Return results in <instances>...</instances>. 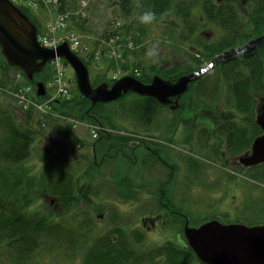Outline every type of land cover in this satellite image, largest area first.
<instances>
[{
  "label": "rangeland",
  "instance_id": "rangeland-1",
  "mask_svg": "<svg viewBox=\"0 0 264 264\" xmlns=\"http://www.w3.org/2000/svg\"><path fill=\"white\" fill-rule=\"evenodd\" d=\"M15 1L34 20L38 30L52 33L51 22L60 21L63 26L78 33L83 42L78 54L87 63L93 83L99 77L113 83L125 74L154 76L161 75L167 68L169 72L176 73L183 68H194L197 64L205 66L212 58L203 54L201 43L216 42L223 36L214 37V28L204 23L198 25L195 33L187 38L186 34L183 35L185 27H180L184 18L180 19L177 10L155 15V20L150 24L138 21L142 24L139 27L142 29L141 33L138 27L128 32L124 25L129 22L116 12L114 5L104 0ZM178 3L179 0H174L176 9L180 7ZM220 4L235 6L241 18V26H253L252 21L249 23V12L253 9L251 0H222ZM78 22L87 25L86 31L81 30ZM117 26L119 30L115 33L116 37L108 34L102 36L103 32L115 30ZM220 34L223 33L220 31ZM235 41L238 44L242 39ZM246 42H240L234 47ZM194 50L201 54H195ZM124 51L129 52V63L125 62ZM0 52L2 53L1 49ZM191 55H196L197 62L192 63ZM112 58L115 60L113 65ZM65 61L60 60V66L65 69L64 80L69 86V94L55 98L53 96L57 91L52 77L56 71V62L48 64L45 70L42 69L34 73L33 78H29L17 68L9 66L0 54V143L6 132L11 134L8 120L21 128L28 123L37 130L31 154L22 164H14L16 172L26 174L21 181L23 185L16 188L17 192L12 186H8L10 188L7 195L0 188V211L2 199H5V204L11 207L10 212L22 213L27 218L31 216L35 221L44 218L47 224L44 225L45 231L41 230L39 237L35 236V241H39V244L24 257H20V254L23 255L22 246L25 244L18 240L9 242L3 236L4 239L0 240V264H134L133 261H123L125 254L131 256L136 253L133 250L137 248L136 244L149 247L147 244L171 242L178 232L179 227L172 218L171 224H164L162 228H152L151 221L146 224L143 222L142 217L157 213L163 204L165 210L169 204L179 213L185 214L193 225L213 217H220L224 222L230 218L242 217L243 221L255 218L250 212L237 211L236 207L243 204L240 209H245L246 204L261 201L259 196L264 191V181L261 180L264 178L256 180L251 176V179L241 181L243 178L239 174L246 172L241 168L232 169L223 160L226 157L223 156L226 146L218 135L219 130L235 123L241 113H238L240 108L238 109L230 82L218 75L215 66L190 84L192 89L189 87L182 94L177 107L171 109L161 104L153 122L144 123L143 119L136 117L135 110L131 109L127 110L128 113L120 112L119 116L113 117L112 123L105 120V126L111 125L109 127L112 128L110 135L121 138L112 148L106 147L105 150L100 146L106 142V137L99 139L100 135L98 140L92 136L93 121L77 113L65 115L53 107L56 100L82 94L74 69ZM40 80H44L46 87L48 86L49 93L44 97L50 100L49 107L38 108L32 102L27 104L19 101L17 93L21 86L35 84ZM37 96L33 93L34 98ZM138 100L133 95L125 96L116 101L118 104L115 109L120 111L123 105L136 104ZM260 102L261 99L252 110L245 109L242 112L239 126L247 127L246 134L249 137L260 130L259 125L255 124ZM29 113L31 115L27 121L25 118ZM168 129L170 132L166 131ZM100 132L105 135L107 133L106 130ZM95 141L98 143L97 161L93 157L92 142ZM227 151L230 154L228 149ZM236 151V147L231 149V152ZM232 162L233 160L229 163ZM9 164L13 165L0 159V171L2 168L6 170ZM57 167L63 174L80 176L83 180L80 183H90V198L67 206L66 198H61L53 186L49 189L40 186L42 181L45 184L51 182L47 169L55 170ZM27 174L33 176L32 183ZM0 186L3 185L0 183ZM161 189L166 192L164 197H161ZM26 194L30 198L28 203L20 205ZM259 206L260 202L257 204ZM173 214L170 212L171 216ZM137 227L144 229V233L140 234ZM115 232H120L119 237L123 238L120 244L123 245L124 253L118 256L122 260L110 257H106V260L98 252L102 248V240H97L104 236H115ZM1 236L0 233V239ZM87 253L89 259L86 258ZM116 260L118 261L115 263Z\"/></svg>",
  "mask_w": 264,
  "mask_h": 264
},
{
  "label": "trees",
  "instance_id": "trees-1",
  "mask_svg": "<svg viewBox=\"0 0 264 264\" xmlns=\"http://www.w3.org/2000/svg\"><path fill=\"white\" fill-rule=\"evenodd\" d=\"M98 1H103V0H98ZM104 1L109 2L110 5H114L113 7L117 10L116 12L122 18L126 19L129 22L126 25H124L126 26V30H128V32L137 29V27L139 28L142 26V24L138 23V16L142 11L149 9L153 11L156 16L164 15L170 11L177 10V12L180 15V19L182 20L184 18L183 24L180 26L181 24L180 22L179 26L185 27L183 35L186 34L187 38H189L191 34L195 33L198 25H203L204 23H206L205 25H209L210 27L214 28L213 30L214 37L218 35L220 37L223 35L216 42L201 43L200 45L201 51L203 52V54L207 56H211V58H214L217 54L222 53L226 49L237 46L240 42L248 41L251 38L256 37L264 32V0H251L253 9L250 10L249 12V23L252 21L253 26L250 25L249 27L241 26L242 25L241 18L237 10L234 8L235 6L233 7L222 6L220 4V1L222 0H179L178 5H180V7L178 6L177 9H176V5H174V0H104ZM137 2H139V4L141 5L140 7L136 6ZM77 24L79 25L81 30L86 31L87 25L79 22ZM117 27L118 28L115 30L111 29L108 32L107 31L103 32L102 36H106L108 34L111 35L112 37H116L117 35L115 33H117V30H119V26ZM141 31L142 29L139 28V32ZM220 31L223 34H220ZM137 36L141 38L140 35ZM236 39H242V41L236 44L235 43ZM194 53L201 54L200 51H196V50H194ZM0 54L6 59V57L2 55L1 52ZM123 55L126 57L125 62L128 61L129 63L128 60L129 52L124 51ZM238 56L239 55H234L229 58V61L224 60L223 62H220L214 66H215V70H218L219 72L218 75L225 77L226 80L230 82V85L233 89L235 100L238 103L237 104L238 109L240 108L238 113L242 114L243 110L249 109L250 111L253 109L254 106H257V104L261 99V96L264 95V42L259 46L257 50L252 51L249 55L246 56L242 55L240 57ZM191 60L192 63L197 62L196 55H191ZM114 62L115 60L112 58L111 64L113 65ZM66 63L68 64L67 61ZM7 64L9 66L17 68L19 71H21V73L24 76H26L24 70L21 67L16 65H11L9 63ZM200 67L202 66L197 64V66L194 68L191 69L183 68L176 73H173L171 71L169 72V68H167V70H163L162 72L163 75L162 74L161 75L163 77L171 79L178 76V74L180 75L182 73L191 72ZM161 71L162 70H160V72ZM46 73L48 77L51 76L48 73V71H46ZM134 75L144 82H150L153 77L151 75L142 76L143 74L142 75L134 74ZM96 81L97 82L93 83V85H98L102 82H105V79L103 77H99L98 80ZM190 89H192V87H190ZM129 95L131 96L133 95L139 99L136 102V104L134 103L128 105L125 104L121 107L120 111L119 109H115V105L118 104L116 101H120L125 96H129ZM79 96L81 98H79ZM108 106H110V108H108ZM160 106L161 103L155 97L142 95L133 91H131L130 94L127 95L123 94L122 97L117 100L107 101V102H96L95 104H92L91 100L82 94L78 96H74L69 99H63L59 101L56 100L55 103H53L54 109L59 110L61 113L65 115H74L77 113L79 116L87 118L90 121H98L103 123L104 125H106V123H104L105 120L108 122L110 121L109 123H112L111 119L113 117L119 116L120 112L122 114L128 113L127 110L130 109L135 110L136 117L143 119L144 123H150L153 120L157 112V109ZM30 115L31 113H29L25 118L27 121H28L27 118H29ZM250 115L251 117H253L252 114ZM7 123H9L11 134L9 132L8 133L6 132V136L1 137V143H0V159H4L8 163H13V165L9 164V167L6 170L2 168V171H0V183L3 185L0 186V188L2 189L3 192H5L6 195L8 194V189L10 188L8 186H12V189L15 192H17L16 188L18 186L22 187L23 183L21 181L26 176V174L20 175L18 172H16L15 171L16 167L14 164H19V165L22 164L24 160L31 154L33 140L37 135L36 134L37 130L28 123L23 124L22 128L19 126H15V124L11 122V120H8ZM111 133L112 132L108 131L106 135L102 134L104 135L103 137H106L104 138L106 142L102 144L100 148L104 147L105 150H107V148L110 149L114 146L115 142H118L119 139H121V138H117V136L112 137V135H110ZM97 141L92 142V145L94 146L93 157L95 161H97L95 156H98ZM240 149L241 147H239L237 151H239ZM0 167H2V165H0ZM60 170L61 169L59 167H57L55 170L47 169L46 173L50 174L51 182L45 184L42 181L40 186L42 185V187H47L48 189L51 186H53L55 188V192L59 194L61 198H66L65 205L67 206H71L72 204H79L84 198L87 199L90 198V194H91L90 183H86V182L80 183L81 181H83L81 180L80 176L73 177L72 174L70 173L63 174ZM86 175H87L86 177L84 176L85 178L88 177V174ZM27 177L30 183H32L33 176H31V174H27ZM79 183L80 185L78 186ZM11 194L13 195L14 193L12 192ZM27 196H25L24 201L20 205L24 206L25 204L28 203L30 198L29 196L28 197ZM3 197L7 198L5 196ZM1 203H2V209L0 211V233L2 234V236L0 240H3L4 237H6L9 239V242L18 240L23 244H25L24 246H22L23 255L20 254V257H24L27 255V253H31L32 250H34L36 246L39 244V241L37 242L35 241V236L39 237L38 234L40 233V231L41 230L45 231L44 225L45 226L47 225L46 221L44 220V218L41 219L39 218L38 220L35 221L32 220L31 216L27 218V217H23L22 213L10 212L9 210L11 207L8 204H5V199H2ZM120 229L118 231H120ZM115 234L116 232L114 233V235ZM120 234L121 233L119 232L115 236L112 237L110 235L104 236L103 238L104 240L103 239L97 240V242L102 240L100 242L102 248L99 249L97 247V249L100 250L98 251L99 254L102 255L105 259L106 257H110L113 260L115 259L122 260V258L118 256L121 255V253H124V250L117 248V247H121L120 242L121 239L123 240L122 236L119 237ZM122 235L124 234L122 233ZM55 239H57V236L55 237ZM171 242H167V243H171ZM86 258L89 259L88 253L86 255ZM125 258H126V254L124 256V260H126ZM117 261L118 260L114 262L116 263ZM88 264H101V263L97 262V263H88Z\"/></svg>",
  "mask_w": 264,
  "mask_h": 264
},
{
  "label": "water",
  "instance_id": "water-1",
  "mask_svg": "<svg viewBox=\"0 0 264 264\" xmlns=\"http://www.w3.org/2000/svg\"><path fill=\"white\" fill-rule=\"evenodd\" d=\"M264 42V32L245 44L231 47L217 54L207 65L176 79L155 74L150 82L127 74L113 83L107 81L93 85L87 63L75 53L68 42L56 48L43 46L37 37V26L13 0H0V46L11 65L21 67L29 78L41 71L49 60L64 57L75 71L80 92L92 104L113 101L128 91L154 96L162 104L179 105L178 99L216 63L234 55L248 54ZM38 95L46 92L43 81L36 83ZM174 97L176 99H174ZM257 122L263 132L252 144L250 153L241 156L242 162L253 165L264 161V96L261 97ZM188 242L197 255L213 264H264V223L249 225L242 222H223L217 218L203 221L198 226L186 225Z\"/></svg>",
  "mask_w": 264,
  "mask_h": 264
},
{
  "label": "flooded vegetation",
  "instance_id": "flooded-vegetation-1",
  "mask_svg": "<svg viewBox=\"0 0 264 264\" xmlns=\"http://www.w3.org/2000/svg\"><path fill=\"white\" fill-rule=\"evenodd\" d=\"M24 13L28 15L27 12L24 11ZM30 19L33 20L32 18ZM163 105L169 106L171 107V109H174L171 106L172 105L171 103L163 104ZM241 117H242V114H240V116L235 120V123L231 125L230 124L225 125L223 129L219 130V133L223 134L224 136L220 135L217 131L220 138H222L225 141L224 143H225L226 148H225V151L223 152V156H226V157L223 160L232 169L241 168L244 172H246L241 175L239 174V176L243 178L241 181H246V179H251V176H254L256 180L263 179L264 178V161L257 163V164L248 165L242 162L240 158L241 156L246 155V153L251 152L253 141L258 135H260L261 129L255 135H251L249 137V134H246L247 127L240 128L241 126H239ZM177 119L179 118L177 117ZM153 121L154 120H152V122ZM255 122H256L255 124H258L256 120ZM166 131L170 132L169 129ZM232 135H235V137ZM102 137L103 135H101L99 139H101ZM233 147H236L237 149L241 147V149L236 152H231V149ZM121 149L123 150V148ZM227 149L229 150L230 154L228 153ZM232 160L233 162L229 163ZM236 165L239 167H235ZM261 181H264V180H261ZM161 191L163 192L162 189ZM261 192H262V195L259 196V198L261 197V201H259L260 202L259 207H257V204L259 202L252 203V204H246L244 206L245 209H240L243 206V204H239L238 207H236L237 211L250 212L255 218H253L252 220H250L249 218H246V220L244 221H243L244 218L242 217L230 218L229 220H227V222H242V223H246L249 225L263 224L264 223V218H263L264 217V191L262 190ZM165 193L163 192L161 197H164ZM255 197L257 198L258 196H255ZM163 205L159 207V210L157 213L146 214L145 217H142V220L145 224L148 221H151V223L153 224L152 228L158 227V226L162 228L165 226L164 224H171V218H172L175 225L179 227L178 232L174 234L175 238L173 239L174 241L172 240L173 243H159V245L157 243L147 244L148 246L150 245L149 247H144L145 244H136L135 246L137 248L133 249L136 251V253H134V255H131V256L126 254V258H125L126 260L123 262L129 263L130 261H133L134 264H145V263H148V264H212V263L202 260L197 255L192 245L188 242V238H187L186 231H185L186 225L198 226L199 224L198 225L190 224L189 219L187 216H185V214L179 213L180 211L176 210L170 205H167L166 207L167 209L165 210V207ZM180 206L183 208V205H180ZM170 212L174 213L173 216L170 215ZM213 218L220 219V217H213ZM137 228L140 234L144 233V229H141L139 227ZM117 248H120L123 250V245ZM151 250L153 251L151 252ZM165 261L166 263H164Z\"/></svg>",
  "mask_w": 264,
  "mask_h": 264
},
{
  "label": "built area",
  "instance_id": "built-area-1",
  "mask_svg": "<svg viewBox=\"0 0 264 264\" xmlns=\"http://www.w3.org/2000/svg\"><path fill=\"white\" fill-rule=\"evenodd\" d=\"M63 23L60 21L51 22V30L52 33H41L39 35L40 42L48 47H55L61 41L68 40L73 49H79L82 46V41L79 35L74 31H67L65 34L61 35L57 33V30H61L64 28ZM60 58L54 59L52 62H56L55 73H54V85L56 87L57 94L53 97H60L69 94V86H67V82L64 80L65 69L60 66ZM17 97L20 98L19 101H23L24 103L29 104L30 102L34 103L38 108L49 107L50 100L47 99L44 102H39L36 98L33 97V89L31 85L21 86L20 92L17 93ZM18 98V99H19ZM49 111V110H46ZM103 127L100 124L91 125L92 135L97 137Z\"/></svg>",
  "mask_w": 264,
  "mask_h": 264
},
{
  "label": "clouds",
  "instance_id": "clouds-1",
  "mask_svg": "<svg viewBox=\"0 0 264 264\" xmlns=\"http://www.w3.org/2000/svg\"><path fill=\"white\" fill-rule=\"evenodd\" d=\"M137 7H140L141 5L139 2H137ZM155 20V13L153 11L149 10H144L142 11L139 16H138V21L142 24H150Z\"/></svg>",
  "mask_w": 264,
  "mask_h": 264
},
{
  "label": "bare ground",
  "instance_id": "bare-ground-1",
  "mask_svg": "<svg viewBox=\"0 0 264 264\" xmlns=\"http://www.w3.org/2000/svg\"><path fill=\"white\" fill-rule=\"evenodd\" d=\"M37 37H38V33H37ZM1 50H2V47H1ZM2 53H3V52H2ZM4 56H5V55H4ZM212 59H213V58H212ZM212 59H211V60H212ZM211 60H210V61H211ZM210 61H209V62H210ZM22 86H23V85H22ZM209 263H210V262H209ZM212 264H213V263H212Z\"/></svg>",
  "mask_w": 264,
  "mask_h": 264
}]
</instances>
